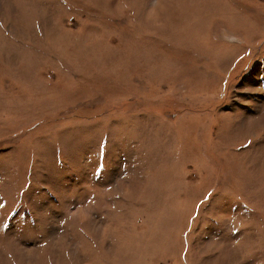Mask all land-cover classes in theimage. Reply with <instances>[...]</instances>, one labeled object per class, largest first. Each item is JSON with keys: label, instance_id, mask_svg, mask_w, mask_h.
I'll return each instance as SVG.
<instances>
[{"label": "rangeland", "instance_id": "obj_1", "mask_svg": "<svg viewBox=\"0 0 264 264\" xmlns=\"http://www.w3.org/2000/svg\"><path fill=\"white\" fill-rule=\"evenodd\" d=\"M0 264H264V0H0Z\"/></svg>", "mask_w": 264, "mask_h": 264}]
</instances>
